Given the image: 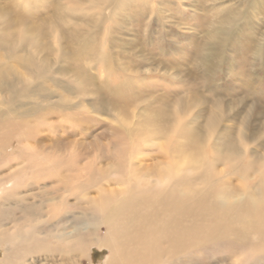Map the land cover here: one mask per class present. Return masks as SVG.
Instances as JSON below:
<instances>
[{
	"label": "bare ground",
	"instance_id": "obj_1",
	"mask_svg": "<svg viewBox=\"0 0 264 264\" xmlns=\"http://www.w3.org/2000/svg\"><path fill=\"white\" fill-rule=\"evenodd\" d=\"M29 1L0 4L8 60L0 62V264H93V247L107 250L98 264H202L213 256L207 252L229 260L236 253L224 264H264V95L251 87L254 103L221 132L218 99L209 111L198 109L205 97L199 87L211 99L220 92L215 56L227 39L234 52L252 49L253 61L241 63L264 66V38L243 30L264 12L259 0L222 8L217 24L206 26L207 51L197 45L185 69L186 57L165 45L166 31L156 29L153 38L152 24L141 19L155 15L163 24L168 9L156 3L170 0H52L43 16H31ZM121 7L130 12V38L118 34L127 30L119 25ZM141 28L150 34L133 36ZM241 72L250 87L254 73ZM256 74L264 80V68ZM143 96L152 97L141 110ZM74 109L86 111L80 123L122 113L117 121L132 143L119 145L111 169L53 148L59 138L39 133L37 124L54 115L48 132L73 134L74 124L63 127L60 117L75 116ZM250 117L262 119L263 130L251 127L246 137Z\"/></svg>",
	"mask_w": 264,
	"mask_h": 264
},
{
	"label": "rangeland",
	"instance_id": "obj_2",
	"mask_svg": "<svg viewBox=\"0 0 264 264\" xmlns=\"http://www.w3.org/2000/svg\"><path fill=\"white\" fill-rule=\"evenodd\" d=\"M23 0H0V4L1 6H5L6 4H10V3H22ZM52 0H30L29 2L31 4H33V7L31 5V11L30 13L31 16H43L44 13L46 12L48 6L51 4ZM57 1V0H56ZM245 0H170L168 2V4L166 5H161L160 3H156L157 8H165L167 7V11L164 12L165 13V20H163V24H161V22L157 21V19L155 18V15H151L149 17H142L141 19L144 21H146V19H148V21L152 24L153 28L155 29L154 31H152L151 35L153 38H157L158 37V33L156 31V29L160 28L164 31H166V36H165V45L168 46V48H175L174 50H176L175 52L180 53V55H184V57H186V59L182 60L183 61V68L185 69L186 67H190V63H186V61H189V57L191 56V54L193 53L192 51H194L193 49H195V47L197 45H199V47L201 48V51H207V46L205 45L206 42V31L205 29H207V25L209 23H214L217 24L218 20V13L221 11L222 8L226 7V6H233V5H240L241 2H244ZM259 5H263L264 6V0H259ZM213 4V5H212ZM21 5V4H20ZM212 6L214 7V9L212 8ZM241 7V6H239ZM120 12H119V25H123L127 30L122 29L119 30L118 34L121 37L124 38H130L131 35H128L125 33V31H131L132 28L131 27V22H130V17H127L130 15V12L128 13L129 15H124L127 10L124 7L119 8ZM125 9V10H123ZM261 10V7H260ZM28 13V14H30ZM35 14V15H34ZM122 15V16H121ZM181 15L182 18H180ZM126 16V17H125ZM153 16V17H152ZM168 16V17H167ZM167 17V19H166ZM40 18V17H39ZM127 18V19H126ZM205 21V22H204ZM176 22V23H175ZM241 23H243L242 20H240ZM3 23V21H2ZM110 23V22H109ZM251 25H253L251 28V25H249L250 28L247 29H243L244 30V35L247 36L250 31H252L251 33H254V35H257L258 38L263 39L264 38V12L258 11L256 13V15L253 16L252 20L250 21ZM180 24V25H179ZM198 25L199 27H196ZM1 26V23H0ZM200 28V29H198ZM250 30V31H249ZM150 31H148V29L146 28H141L140 30H137L136 32H133L134 35L133 36H138V37H142L145 38L147 37L150 33ZM198 37V38H196ZM195 39V40H194ZM193 42H192V41ZM192 44H191V43ZM195 42V43H194ZM227 44H223V49L220 53L221 54H217L215 56V59L219 61V63L222 64V68H219V77H216L215 82H213V84H215L216 87H218L220 89L219 94L215 97L214 99H211L212 96L207 92L206 89H204L203 87H199L200 89L203 90V94L205 95V97H202L204 99V102L201 101L200 102V106L198 107L199 109V113L201 109L207 108V110L209 111V109H211L212 106V100H216V98L218 99V102L220 103V114H221V118L219 120V125L216 127V131L217 132H221L220 130H222L223 128L226 129V127L230 126L231 121L237 123L238 122V117L241 116L246 112L247 109H249L252 104L254 103V99L255 97H253L254 99L251 98V96L249 95L248 91L251 90V87L253 89V91H258L259 93H262L264 95V80L263 79H259L257 78V74L256 72H260L262 71V69L264 68L262 62H260L259 64H245V63H241L242 59L246 58L249 60L250 62L253 61V57L254 54L253 52H250L252 49H248V50H239V51H233L232 49V44L234 45V41H232L230 38L227 39ZM231 42V43H230ZM189 43V44H188ZM188 44V45H187ZM195 44V45H194ZM137 46V45H136ZM135 46V47H136ZM179 46L181 49H179ZM135 47H132V49H137ZM128 51H130L131 49L126 48ZM2 51L0 49V62H8V60L4 59V61H2ZM176 53H174L175 55ZM260 56L261 58H264V52L261 51L260 52ZM256 57V56H255ZM11 61V60H10ZM75 60H74V64H75ZM249 65H251L249 67ZM12 66L15 67L18 70H22L20 67H18L17 64L12 63ZM95 66V65H93ZM173 66H170L169 71L174 72V68H172ZM74 70L78 71V66L74 65ZM89 68V67H88ZM246 69H250L252 73H254L252 76L254 77L253 82L251 83L250 87H247V85H244V81H241L237 76L240 75V73H242V70H246ZM85 70L87 71L88 69L85 68ZM23 72V71H22ZM80 74V73H79ZM183 75H185L184 72H182ZM260 74V73H259ZM83 76V75H82ZM257 78V79H256ZM158 80L156 76L153 77H149V80ZM243 80H249V77L244 78ZM260 81L259 85H256L257 81ZM187 85V83H186ZM185 85V86H186ZM59 92V91H58ZM60 93L63 94V92L60 90ZM203 95V96H204ZM263 95L260 96L261 99L263 98ZM152 96H143L142 99L138 100V104L137 106H141L140 109L142 110L144 107L148 106L149 104H145V102L150 101ZM52 100V99H50ZM54 101L57 100V98H53ZM260 101V100H259ZM72 102L73 103H77V99L76 98H72ZM46 102H43V104H45ZM151 106L155 107L158 105L157 103H151ZM135 108V105H130V110L133 113V110ZM74 112H77L75 116L70 117V115L66 116V114L61 118V120H65L63 124V127H68V125L70 123L74 124V127L72 128V132L73 134L69 133H63V135L61 134L62 132L59 131L58 136L55 135L53 132L51 134V132H48V126H47V122L50 124L51 122H54L55 117L53 115V117L49 118L46 122L41 123L40 125L37 124V129L40 128V132L44 138H50V135H53L55 138H59V142L56 140L55 142H53L52 146L53 148H68L69 150L72 151H80L82 155L77 154V155H73L74 157L80 158L82 157L83 160H87L88 162L90 161H94V160H101L104 161L103 162V167H107L109 169L112 168V165L109 163L110 160L114 159L112 157V154L116 151L119 150V145L126 142L127 139H125L128 134L126 132V134H124V131L122 130L121 127H119V116H121L122 113L119 112V114L116 112L115 115L117 116L116 119L114 118V116L110 115V114H90L92 118H94V120L87 122L81 121L80 123V119L82 114H86L82 112V111H78V109H74ZM238 111V115H235L234 117L238 116L237 119H232L231 115L235 112ZM135 112V111H134ZM130 113V112H129ZM131 113V114H132ZM203 115V114H202ZM66 116V117H65ZM54 119V120H53ZM99 119V120H97ZM132 119H130L131 121ZM255 121V122H253ZM262 119L256 118L255 117H250V125L248 129H244V135L246 137H248L251 133V131H247V130H252L251 127H254L256 133L261 132L262 129ZM68 124V125H67ZM233 131V135L238 134L237 131H239V129L237 127L232 129ZM264 132V131H263ZM248 133V134H247ZM13 134H16L13 131ZM61 134V135H60ZM68 134L69 136L65 137V135ZM48 135V137H47ZM264 137V133L261 134ZM45 138V139H46ZM66 138H69L68 140H65ZM125 139V140H124ZM263 139V138H262ZM261 139V140H262ZM261 140H259L256 143H259ZM47 143V141H46ZM56 143V144H55ZM131 140H128L127 143V148H129ZM256 143L250 145V149H253L254 146H256ZM43 146L47 149L46 150H50L51 149V144H43ZM121 146V145H120ZM153 147H147L145 152H150L152 151ZM42 150V149H41ZM129 150V149H128ZM46 152V151H45ZM262 152V151H260ZM150 153H155V152H150ZM189 154V153H188ZM98 157V158H97ZM263 156H260V161L262 159ZM14 162V160H13ZM221 168V165L218 167ZM118 176V175H117ZM36 178V177H35ZM28 179V180H27ZM26 181H32L34 180L33 176L32 178H27ZM44 179L46 178H40L38 180V183L40 185L45 184L47 182V180L44 181ZM109 179V178H108ZM104 180L103 182L105 184H107V182H112V180ZM114 179V178H112ZM44 181V182H42ZM108 185V184H107ZM78 210V209H77ZM76 210V211H77ZM107 254V250L106 249H98L96 247H93L91 249L90 252V260L91 263L93 264H98L100 262H102L105 258V255ZM203 255L209 256V255H213L212 257H208L206 263H202V264H224L227 262L231 261L232 257L236 256V253H234L232 256H230V260L226 257V256H222L220 253H216V252H207ZM0 256H1V248H0ZM205 256V257H206Z\"/></svg>",
	"mask_w": 264,
	"mask_h": 264
}]
</instances>
